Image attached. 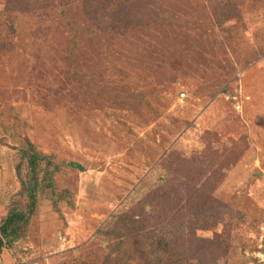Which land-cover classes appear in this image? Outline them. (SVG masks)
Returning <instances> with one entry per match:
<instances>
[{"label":"rangeland","instance_id":"obj_1","mask_svg":"<svg viewBox=\"0 0 264 264\" xmlns=\"http://www.w3.org/2000/svg\"><path fill=\"white\" fill-rule=\"evenodd\" d=\"M225 5L236 11L222 22ZM13 9V46L0 43V221L28 139L83 169L56 177L69 192L41 196L0 264L155 263L182 233L223 236L212 264L263 263L264 0H133L119 33L99 31L77 0L65 15ZM182 171L227 212L207 229V215L171 217L144 235L148 259L132 254L137 233L116 261L104 235L113 216Z\"/></svg>","mask_w":264,"mask_h":264},{"label":"trees","instance_id":"obj_2","mask_svg":"<svg viewBox=\"0 0 264 264\" xmlns=\"http://www.w3.org/2000/svg\"><path fill=\"white\" fill-rule=\"evenodd\" d=\"M72 1L8 0L6 9L0 11V43L4 40V44H7L9 41L6 46H13L14 36L12 34L16 32L14 23L11 19L5 18L4 12L14 10V5L18 11L37 9L49 17L56 16L58 11L61 15H65V8ZM77 1L82 2L86 17L101 32L119 33L123 28L132 24L129 7L132 6L133 0ZM235 11L234 6L225 5L223 8L220 6L217 16L223 22ZM19 155L20 161L16 167V173L20 182V190L0 221V251L13 245L17 240L27 237L32 218L38 213L42 195L51 194L64 198L69 192V190H61L56 181V177L62 175L66 167L83 169L81 163L65 161L57 156L46 154L30 139L20 148ZM186 176L189 174L185 171L180 174L169 173L165 183L146 199H142L129 211L113 216V221L104 230V235L115 242L112 253L116 261H119L121 256L117 253L124 252L125 246L137 233L138 241L143 245L134 247L132 254H141L148 259L145 252L149 246L143 242L144 235L171 217L177 220L187 218L195 221H200L205 215L211 217L213 220L204 223L200 227L202 229L218 223L219 216L227 212V205L215 199L207 183L199 185V182L193 183ZM56 203L55 201L54 204ZM226 242L220 234H216L213 238H203L197 235L191 237L182 233L165 242L167 245L165 253L155 263L146 262V264H195L194 261H198V264H212V260L220 256L219 254L227 248ZM256 264H264V262Z\"/></svg>","mask_w":264,"mask_h":264}]
</instances>
